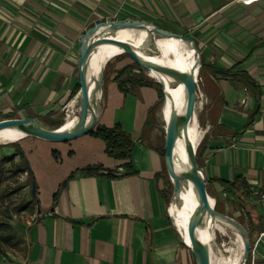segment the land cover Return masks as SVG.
I'll list each match as a JSON object with an SVG mask.
<instances>
[{"label":"crops","instance_id":"0c3cea01","mask_svg":"<svg viewBox=\"0 0 264 264\" xmlns=\"http://www.w3.org/2000/svg\"><path fill=\"white\" fill-rule=\"evenodd\" d=\"M123 17L188 34L201 47L205 121L197 158L223 211L264 236V206L254 200L264 188V0H0V119L63 122L57 112L79 90L80 34L95 20ZM119 69L104 70L96 124L120 123L131 134L132 172L121 173L125 160L108 155L90 132L58 148L26 135L0 150L22 148L28 188L35 182L10 264H196L168 208L161 85L151 78L123 90ZM93 165L102 169L80 170Z\"/></svg>","mask_w":264,"mask_h":264},{"label":"water","instance_id":"95a60500","mask_svg":"<svg viewBox=\"0 0 264 264\" xmlns=\"http://www.w3.org/2000/svg\"><path fill=\"white\" fill-rule=\"evenodd\" d=\"M100 27H107V30H117L121 28H141L146 34L141 41L140 46L143 48L156 42V35L165 37H180L188 40L197 53L195 65L189 69H183L173 64L157 62L150 58L142 56L136 47L129 41L112 37L109 35H94ZM79 56L77 59V69L79 78L80 96L79 111L76 122L71 128H60V125H46L42 121L40 115H32L27 117H4L0 119V129L4 127H16L23 131L26 135L34 136L52 141H65L81 134L90 132L98 119V111L95 109V97L91 96V77L88 74V65L90 53L94 47L103 42L114 43L123 48V53L128 54L131 59L136 62L144 71L156 69L168 77L175 83H182L184 87V109L181 111L174 103L173 97L170 96L172 109L169 116L166 117L164 107L166 105L167 93L164 89L163 82L156 79L162 88V113L165 121V141H164V163L166 170L173 183V196L177 194L181 197L182 183H191L197 197V203L190 212L187 219L186 228H181L176 223L177 229L181 234L183 242H185L192 250L196 264H210L209 245L197 235V227L200 226L205 218H221L232 223L240 232L243 239V260L245 264L251 254L250 236L247 228L235 217L217 210L215 208V197L213 201L210 199V193L207 188V181L202 166L197 160V146L188 136V125L194 115L195 102L197 97V74L196 71L200 65V50L194 38L186 34H182L165 27L158 26L144 18H106L95 21L92 25L80 34ZM106 64V63H105ZM105 64L102 72L95 77V89L101 88L104 77ZM195 66H197L195 71ZM148 73V72H147ZM149 75V74H148ZM184 135L186 138L185 150L187 168H177L174 160V146L177 138ZM31 192H35V182L31 181ZM171 199V200H172ZM174 221V220H173ZM184 233L188 236L186 240Z\"/></svg>","mask_w":264,"mask_h":264},{"label":"bare ground","instance_id":"6f19581e","mask_svg":"<svg viewBox=\"0 0 264 264\" xmlns=\"http://www.w3.org/2000/svg\"><path fill=\"white\" fill-rule=\"evenodd\" d=\"M109 35L112 37L120 38L131 42L137 49V51L144 57L150 58L157 62L173 64L183 69H189L195 65L197 59V53L195 49L191 48V44L188 40L180 37H165L156 35V42L152 45L142 47L140 46L146 32L141 28H121L117 30H107V27H100V29L94 35ZM123 52V48L110 43L103 42L94 47L90 53L88 74L91 77V96L95 99L101 97V88L95 89V77H98L102 72L103 65L115 54ZM197 66H195L196 71ZM148 74L163 82L164 89L167 93L166 105L164 107V113L166 117L169 116L172 109V102L170 96L173 97L174 103L182 111L184 109V87L182 83H175L166 74L156 70L150 69ZM197 73V71H196ZM80 104L79 94H75L67 103L68 106H76ZM77 111V109H75ZM98 108L95 109V112ZM77 114L67 115L60 125V128H71L76 122ZM188 136L193 141L194 146L199 144L202 137L203 128L200 125L199 120V105L195 102L194 115L188 125ZM26 134L16 127H4L0 129V142L7 143L15 140H19ZM186 138L184 135H180L174 146V160L177 168H187L188 163L186 160L185 150ZM213 201V196H210ZM197 203V197L195 195L192 184L182 183L181 197L176 194L171 200L169 206V212L174 220V224L183 230L186 228L187 219L190 212L193 210ZM176 222V223H175ZM197 235L209 245L210 264H242L243 260V239L239 230L230 222L221 218H205L203 223L197 227ZM217 232H220L234 243V245H224L223 249L216 250L213 247V238ZM184 236L188 241V236L184 233ZM220 249V248H219ZM228 252L224 255L223 252Z\"/></svg>","mask_w":264,"mask_h":264},{"label":"rangeland","instance_id":"374dc122","mask_svg":"<svg viewBox=\"0 0 264 264\" xmlns=\"http://www.w3.org/2000/svg\"><path fill=\"white\" fill-rule=\"evenodd\" d=\"M89 26H87L86 28H88ZM190 46L191 48H193L192 45ZM199 49L201 51V47H199ZM203 59L204 56L201 52L200 65L196 73L197 74L196 101L198 102L199 105V120L201 125L205 121V116H204L205 110L201 112V109L205 101V92L203 91V85H201V77H200L201 70H203L202 69L203 67L201 65L203 64L202 62ZM131 62H133V60L131 59L130 56H128V54L123 52L115 54L105 64V68L107 72L106 75L111 71L119 69L124 64ZM144 72L149 78L154 79L153 77L148 75L146 71ZM102 83L104 86V78ZM202 92L204 93L203 96L201 94ZM98 102L99 100L95 99L96 107H98ZM79 105L80 104H77L76 106H68L67 101H64L61 104L59 111L57 112L56 115L57 118L64 120L67 115H71L74 113L78 114ZM204 106H206V104ZM75 109H77V111ZM42 121L46 125L56 126L46 118H43ZM72 139L73 138L65 141H52V140L43 139L45 140L43 143V148H49L51 144H55V148H58V145H56L58 144L57 142H69ZM19 140H15V142L19 144ZM15 142L14 141L7 143L0 142V147L1 146L4 147V148H0V150L2 149L7 150L8 146L14 147ZM50 142H56V143H50ZM15 148H13V150H16ZM9 154L12 156L11 160L4 159L2 155L0 156V264H10L16 252L20 249L22 227L26 224V220L30 218L29 214L32 209V199H31L32 193H31V189L28 188V184L30 185V177L26 173V171L19 169V167L23 165V161L20 160L19 154L16 153V151L15 153H9ZM210 195L212 194L210 193ZM223 212L235 217L241 223H243V225L247 228V225L245 224L246 223L245 219L242 216H240L238 213L233 212L232 210H228L227 208H224ZM254 234H251L250 237L251 254L245 264H264V236H262L260 232L257 235ZM223 244L226 246L234 245V243L229 239V237H227L226 235L220 232H217L215 238H213V247L216 250V247L218 246L217 250H221L223 249L224 246ZM223 254L227 255L228 252L224 251Z\"/></svg>","mask_w":264,"mask_h":264},{"label":"trees","instance_id":"16d2710c","mask_svg":"<svg viewBox=\"0 0 264 264\" xmlns=\"http://www.w3.org/2000/svg\"><path fill=\"white\" fill-rule=\"evenodd\" d=\"M129 56V55H128ZM137 71V72H136ZM114 78L117 80L118 85L123 90L133 89L136 88L139 85H149L153 84V80L149 78L144 70L136 63L131 62L124 64L115 74ZM79 89V84L76 85V88L73 92L77 91ZM161 99H163V92L162 89L160 90ZM11 117V116H7ZM58 125L62 123V120L57 122ZM90 133L99 136L103 139L105 143V151L108 155L124 159L125 162H123V172L121 173H128L132 172L133 168L131 165V156H132V150L134 147V141L131 137V134L126 131L120 123H115L112 126H105L102 124H95L94 128L90 131ZM17 145V144H16ZM16 153L19 154L20 160L23 161V165L19 167V169H22L24 171H27L28 174L31 173V170L29 168L28 160L22 150V148H15ZM4 159L11 160L12 156L9 155H2ZM198 160V158H197ZM199 162V160H198ZM200 164V162H199ZM99 169H102L100 165H93V166H86L82 169H80L83 173H93L97 172ZM113 170H106V174L114 175L112 173ZM71 174L70 176H72ZM69 176V177H70ZM34 181V180H33ZM207 181V180H206ZM207 188H208V182H207ZM209 191V189H208ZM32 193V192H31ZM32 195H35V192L32 193ZM215 208L221 212H223V209L219 203L218 200L215 201ZM249 236L251 237V234H254L252 230H248ZM251 244V242H250Z\"/></svg>","mask_w":264,"mask_h":264},{"label":"built area","instance_id":"2783aa9c","mask_svg":"<svg viewBox=\"0 0 264 264\" xmlns=\"http://www.w3.org/2000/svg\"><path fill=\"white\" fill-rule=\"evenodd\" d=\"M254 200L258 202L259 204H261L262 206H264V188H262L261 190L257 192V195H255L254 197ZM170 203L171 201L169 202V206H170Z\"/></svg>","mask_w":264,"mask_h":264}]
</instances>
